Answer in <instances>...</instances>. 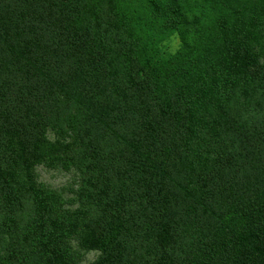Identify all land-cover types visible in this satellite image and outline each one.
Wrapping results in <instances>:
<instances>
[{
    "label": "trees",
    "instance_id": "obj_1",
    "mask_svg": "<svg viewBox=\"0 0 264 264\" xmlns=\"http://www.w3.org/2000/svg\"><path fill=\"white\" fill-rule=\"evenodd\" d=\"M110 1L0 0V264H264V0Z\"/></svg>",
    "mask_w": 264,
    "mask_h": 264
},
{
    "label": "rangeland",
    "instance_id": "obj_2",
    "mask_svg": "<svg viewBox=\"0 0 264 264\" xmlns=\"http://www.w3.org/2000/svg\"><path fill=\"white\" fill-rule=\"evenodd\" d=\"M93 2L95 0H89ZM134 0H111L108 8L112 14H123L130 11L133 6ZM120 7L119 9H117ZM181 45V40L178 35H172L162 43L160 48L165 54L175 53ZM256 52L259 58L264 62V39L256 46ZM238 110L243 108V104H238ZM55 134L49 130L48 137L53 140ZM36 180L39 184L43 185L46 189L55 191L62 196L65 208L75 209L79 207L80 203L77 200V189L79 186V174L73 169H65L61 166L56 168H49L45 165H39L35 170ZM2 215V206L0 203V217ZM6 236L0 233V255L3 254L5 248ZM69 253L72 258L73 264H93L99 257L100 252L96 250H84L76 238L68 240Z\"/></svg>",
    "mask_w": 264,
    "mask_h": 264
}]
</instances>
